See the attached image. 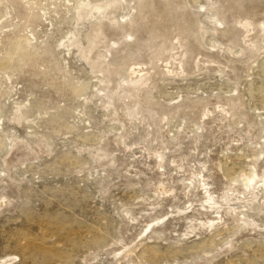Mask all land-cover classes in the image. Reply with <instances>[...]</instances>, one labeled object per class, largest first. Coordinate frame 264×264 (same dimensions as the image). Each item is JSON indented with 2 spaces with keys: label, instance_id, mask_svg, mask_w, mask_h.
Here are the masks:
<instances>
[{
  "label": "rangeland",
  "instance_id": "rangeland-1",
  "mask_svg": "<svg viewBox=\"0 0 264 264\" xmlns=\"http://www.w3.org/2000/svg\"><path fill=\"white\" fill-rule=\"evenodd\" d=\"M113 1L0 0V262L264 264V0Z\"/></svg>",
  "mask_w": 264,
  "mask_h": 264
},
{
  "label": "bare ground",
  "instance_id": "bare-ground-1",
  "mask_svg": "<svg viewBox=\"0 0 264 264\" xmlns=\"http://www.w3.org/2000/svg\"><path fill=\"white\" fill-rule=\"evenodd\" d=\"M86 2V1H85ZM88 2V1H87ZM182 2H180V3H177V5H175V9H184L185 7H180V4H181ZM155 4V3H154ZM172 4V3H171ZM173 4H175V2H173ZM172 4V5H173ZM155 5H157V4H155ZM181 5H183L184 6V4H181ZM117 6H118V3L116 2V1H113L112 0V2H110V3H108V2H104V3H101V4H94V3H92V4H90V3H82V4H80L79 6H78V8H77V12H76V17H77V21H80L81 19H83L84 17H89L90 16V14L92 13V12H95V14L96 15H98V17L100 18V21L102 22V20L101 19H103V21H104V19H106L105 18V16L106 15H108L107 13H112L113 12V10L114 9H116L117 8ZM163 6V5H162ZM161 6V7H162ZM166 6V5H165ZM165 8V7H164ZM169 8H170V5H169V7L167 8L168 9V11H169ZM166 9V8H165ZM166 9V10H167ZM220 9V8H219ZM137 10H138V8H137ZM169 15H173L172 14V12H169L168 13ZM224 15V14H223ZM146 17V16H145ZM183 18L185 17V16H182ZM186 18V17H185ZM234 18V17H233ZM152 19V18H151ZM188 19V18H187ZM186 19V20H187ZM219 19V18H218ZM217 19V20H218ZM222 19V18H221ZM221 19H219V21H222ZM237 19V18H236ZM235 19V20H236ZM183 20V19H182ZM109 20H107V22H108ZM146 21V20H145ZM151 21V20H150ZM150 21H148V19H147V23L148 22H150ZM153 21H155V19L153 20ZM189 21V20H188ZM238 21V20H237ZM236 21V22H237ZM144 22V21H143ZM142 22V23H143ZM178 22V24L180 23V20L179 21H177ZM106 23V22H105ZM108 23H110V22H108ZM163 23H165V22H163ZM182 23V22H181ZM184 23V22H183ZM188 23V22H187ZM102 24V23H101ZM128 24V23H127ZM133 24V25H132ZM132 24H129L130 26H131V28H132V31H133V29H134V23H132ZM155 24H156V21H155V23L153 24V26H155ZM189 24H190V22H189ZM189 24H187V25H189ZM238 24V23H237ZM241 24V23H240ZM157 25H158V23H157ZM156 25V26H157ZM159 25H162V24H160L159 23ZM165 26H166V24H164ZM163 25V26H164ZM98 26V25H97ZM99 26H101L100 24H99ZM173 27H172V32H174L176 35L177 34H180V32H183L184 33V30H182V28L179 26V25H172ZM105 27V26H104ZM123 27V26H122ZM122 27L120 26L119 28H121V30H122ZM126 27V26H125ZM128 27V26H127ZM136 27V26H135ZM144 27H145V25H144ZM150 27H151V24H150ZM160 27V26H159ZM170 27V26H169ZM168 27V28H169ZM187 27V26H186ZM240 27H241V25H240ZM98 28H100V27H98ZM102 29H103V27H101ZM118 28V29H119ZM124 28V27H123ZM163 28V27H162ZM161 28V29H162ZM187 28H189V27H187ZM97 29V28H96ZM125 29V28H124ZM123 29V30H124ZM145 29V28H144ZM153 30L155 29V30H157V33L160 31V29L158 28V29H156L155 27L154 28H152ZM166 29H167V27H166ZM184 29V28H183ZM249 29V28H248ZM122 30V31H123ZM136 30V29H135ZM151 30V29H150ZM159 30V31H158ZM165 29H163V31H164ZM171 30V29H170ZM185 30H186V28H185ZM99 31H100V29H99ZM98 31V32H99ZM116 31V30H115ZM120 31V30H119ZM125 31H127V30H125ZM124 31V32H125ZM141 31H142V29H141ZM140 31V32H141ZM146 31H148V27H147V30H145V32ZM152 31V30H151ZM150 31V32H151ZM168 31V29L166 30V32ZM96 32V31H95ZM117 32V31H116ZM129 32V31H128ZM143 32H144V30H143ZM142 32V33H143ZM153 32V31H152ZM156 32V31H155ZM154 32V33H155ZM165 32V31H164ZM170 32V31H169ZM93 33H94V31H93ZM123 33V32H122ZM127 33V32H126ZM125 33V34H126ZM148 33H149V31H148ZM147 33V34H148ZM157 33H156V35H157ZM243 33H245V32H243ZM113 35H114V33H112ZM124 34V33H123ZM141 34V33H140ZM145 33H143V35H144ZM167 34V33H166ZM171 35L172 36V38H175V36L176 35ZM116 35V34H115ZM119 35V34H118ZM149 35V34H148ZM152 35V34H151ZM150 35V36H151ZM155 35V34H154ZM159 35V34H158ZM157 35V36H158ZM170 35V34H169ZM157 36H155L156 38H157ZM162 36H163V38H164V35H163V33H162ZM177 36H179V35H177ZM176 36V37H177ZM183 36V35H182ZM189 36H191V35H189ZM226 36V35H225ZM248 36V35H247ZM250 36V35H249ZM119 37V36H118ZM117 37V38H118ZM153 37V36H152ZM151 37V38H152ZM154 37V38H155ZM159 37V36H158ZM165 37H166V35H165ZM181 37V36H180ZM241 37H243L244 38V36H242L241 35ZM95 38V37H94ZM147 38H149V37H147ZM151 38H149V39H151ZM161 38V37H160ZM169 37H167V39H168ZM141 39H142V37H141ZM148 39V40H149ZM162 39V38H161ZM160 39V40H161ZM166 38H164V40H165ZM245 39V38H244ZM248 39V38H247ZM250 39V38H249ZM86 40H88V39H86ZM143 40H144V38H143ZM147 40V39H146ZM163 40V39H162ZM176 40V39H175ZM242 40V39H241ZM153 42H157V39L154 41V40H152ZM238 41V40H237ZM246 41V43L244 42V41H240L239 43L240 44H242V42H244L245 43V45L247 44V40H245ZM250 41V40H249ZM251 41H252V39H251ZM71 42V41H70ZM142 42V41H141ZM148 42V41H147ZM161 42V41H160ZM180 42V44H181V41H179ZM148 43H152L151 41L150 42H148ZM157 43H159V40H158V42ZM162 43V42H161ZM160 43V44H161ZM167 43V42H166ZM172 43V42H171ZM191 43V42H190ZM94 43H92V40L91 41H89L88 40V42H87V45L85 46V48L83 47V48H80L79 49V53H78V56H79V58L80 59H82L83 61H85L89 66H90V68L91 69H96V68H99V69H101V71L102 72H105L106 71V68H107V61H101V60H98V61H93V60H91V54H92V52L94 51V45H93ZM139 44H141V43H139ZM154 44V43H153ZM165 44V43H164ZM179 44V43H178ZM250 44V43H249ZM67 45V44H66ZM145 45H148L149 46V44H145ZM151 45V44H150ZM157 46H158V44H156ZM155 45V46H156ZM162 45V44H161ZM172 45H174V44H172ZM172 45L170 46V45H168V46H170V47H172ZM115 46V45H114ZM147 46V47H148ZM152 46V45H151ZM154 46V45H153ZM154 46V47H155ZM179 47H181L180 45H178ZM178 46L176 45H174V48L176 47V48H178ZM244 46V45H243ZM254 46V45H253ZM253 46H251V47H249L248 49H247V51L249 52V50H250V53L252 52L253 53ZM119 47V46H118ZM140 47H142L141 45H140ZM144 47V46H143ZM246 47H248V46H246ZM245 46H244V48H246ZM114 48H116V47H114ZM145 48H146V46H145ZM158 48V47H157ZM157 48H154V49H157ZM164 48V47H163ZM166 48V47H165ZM243 48V50L244 51H246L245 49ZM116 49H118V48H116ZM120 49V48H119ZM159 49V48H158ZM158 49H157V52H158ZM167 49H169V48H167ZM182 49H183V47H182ZM181 49V50H182ZM185 49V48H184ZM189 49V48H188ZM121 51H122V49H120ZM138 50H139V45H138ZM141 50V49H140ZM162 50H164V49H162ZM178 49H176V51H177ZM187 50V49H186ZM185 50V51H186ZM190 50V49H189ZM194 50V49H193ZM112 51H113V49H112ZM115 51V50H114ZM118 51V50H117ZM120 51V52H121ZM142 51V50H141ZM152 51V50H151ZM154 52V54L156 53V50H153ZM159 51H161V50H159ZM165 51H167V50H165ZM171 51H172V48H171ZM179 51V50H178ZM177 51V52H178ZM188 51V50H187ZM191 51V50H190ZM190 51H188V52H190ZM116 52V51H115ZM137 52V51H136ZM147 52H148V50H147ZM149 52H150V50H149ZM148 52V53H149ZM162 52V51H161ZM161 52H159V53H161ZM173 52H174V50H173ZM173 52H171V53H173ZM114 53V52H113ZM123 53V52H122ZM121 53V54H122ZM139 53V52H138ZM143 53V52H142ZM141 52L139 53V54H142ZM152 53V52H151ZM151 53L149 54V55H151ZM158 53V54H159ZM165 54H166V52H164ZM169 53H170V50H169ZM170 53V54H171ZM175 53V52H174ZM115 54V53H114ZM113 54V55H114ZM130 54V53H129ZM167 54H168V51H167ZM176 54V53H175ZM174 54V55H175ZM181 54V53H180ZM188 54V53H187ZM191 54V53H190ZM189 54V55H190ZM194 54V53H193ZM248 54V53H247ZM98 55V54H97ZM124 55V54H123ZM122 55V56H123ZM136 55H138V54H136ZM144 55H146L145 53H144ZM147 56V57H152L153 58V56ZM153 55V54H152ZM160 55V54H159ZM178 55V54H177ZM182 55H183V53H182ZM188 55V56H189ZM250 55H252V54H250ZM93 56V55H92ZM96 56V55H95ZM122 56H121V58H122ZM125 56H127V55H125ZM157 56V55H156ZM156 56H154L155 58H156ZM170 55H168L167 56V58L169 57ZM172 56V55H171ZM170 56V57H171ZM184 56H185V53H184ZM113 57V56H112ZM118 57V56H117ZM120 57V56H119ZM128 57V56H127ZM131 57V56H130ZM134 57V56H133ZM161 57H164V58H166L165 56H161ZM169 57V58H170ZM176 57H178V56H176ZM186 57V56H185ZM246 57V56H245ZM247 57H249V56H247ZM95 58V57H94ZM155 58H153V59H155ZM175 58V57H174ZM180 58V57H179ZM181 58H182V56H181ZM98 58H96V60H97ZM110 59H112V58H110ZM114 59V58H113ZM131 59H132V57H131ZM131 59H129V60H131ZM140 59V58H139ZM151 59V58H150ZM149 59V60H150ZM158 59V58H157ZM173 59V58H172ZM171 59V60H172ZM178 59V58H177ZM187 59H188V57H187ZM108 60V59H107ZM121 60V59H120ZM129 60H125V61H129ZM144 60V59H143ZM152 60V59H151ZM159 60V59H158ZM158 60H155V61H157V63H158ZM163 60V59H162ZM169 61H170V59H168ZM113 61V60H112ZM116 61H117V59H116ZM131 61H133V60H131ZM136 61V60H135ZM160 61V60H159ZM165 61V60H164ZM181 61V60H180ZM185 62H186V60H184ZM245 61V60H244ZM108 62H111V61H108ZM195 62H197V61H195ZM113 63L115 64V63H117V62H114L113 61ZM122 63V62H121ZM150 64H151V62H149ZM182 63V62H181ZM199 63V62H198ZM112 64V63H111ZM113 64V65H114ZM149 64V65H150ZM237 64V63H236ZM118 65V64H117ZM117 65H114V66H117ZM152 65V64H151ZM111 66V65H110ZM153 66V65H152ZM238 66H239V64H238ZM149 67H151V66H149ZM112 68V67H111ZM110 68V69H111ZM116 68V67H115ZM155 68V67H154ZM154 68L152 69V70H154ZM235 68H237V65H236V67ZM110 69H109V71H110ZM238 70H239V68H238ZM107 71H108V69H107ZM115 71V70H114ZM236 71V70H235ZM156 72V71H155ZM154 72V73H155ZM232 72L233 73H235L234 72V70H233V68H232ZM150 73H152V72H150ZM232 73V74H233ZM237 73V72H236ZM110 74V73H109ZM108 74V75H109ZM110 76V75H109ZM153 76V75H152ZM148 76H146V78H147ZM150 77V76H149ZM148 77V78H149ZM145 78V77H144ZM115 80V79H114ZM150 80H153L152 78L150 79ZM117 81V80H116ZM140 81V80H139ZM142 81H144V80H142ZM147 81V80H146ZM149 81V80H148ZM111 81L109 80H107V85H109V83H110ZM113 83V82H112ZM151 83H152V81H151ZM140 84V83H139ZM145 84V83H144ZM146 85V84H145ZM136 86V85H135ZM137 86H139V85H137ZM137 86L135 87V88H137ZM143 86V85H142ZM142 86L140 85V87H141V89H142ZM134 88V89H135ZM108 89V88H107ZM140 89V88H139ZM140 89V90H141ZM144 89V88H143ZM137 90V89H136ZM139 90V91H140ZM135 91V90H134ZM133 91V92H134ZM142 91V90H141ZM110 92V91H109ZM136 92V91H135ZM134 92V93H135ZM143 92V91H142ZM139 94L141 93V92H138ZM137 93V94H138ZM136 94V93H135ZM138 94V95H139ZM126 95H128V94H126ZM130 95V94H129ZM131 96V95H130ZM130 96H129V98H130ZM137 96V95H136ZM141 96H143V94H141ZM128 97V96H127ZM131 97H133V95L131 96ZM133 99H135V100H137L138 99V96H137V99L135 98V95H134V97H133ZM131 100H132V98H131ZM134 100V101H135ZM140 100V99H139ZM139 100H138V102L137 103H140L139 102ZM142 100V99H141ZM143 100H144V98H143ZM142 100V101H143ZM145 100H147V99H145ZM119 101V100H118ZM148 101V100H147ZM144 102V101H143ZM137 103L135 102L134 103V105H137ZM149 103V102H148ZM147 102H146V104H148ZM122 105V104H121ZM120 105V106H121ZM119 106V105H118ZM122 107V106H121ZM136 107V106H135ZM138 107H141L140 106V104H139V106ZM124 108V107H123ZM122 108V109H123ZM125 109H127V108H125ZM129 109V108H128ZM123 111V110H122ZM178 111V110H177ZM127 112V111H126ZM161 117V116H160ZM223 124V123H222ZM159 127V126H158ZM157 129V128H156ZM206 131V130H205ZM135 132V131H134ZM133 132V133H134ZM137 134V133H136ZM135 135V134H134ZM136 136V135H135ZM139 136V135H138ZM153 137H154V135H153ZM137 139V138H136ZM235 139V138H234ZM148 143V142H147ZM123 144V147L128 151V150H130L131 149V145H126V143H122ZM154 144V143H153ZM150 146H151V144H150ZM163 147V146H162ZM15 148V147H14ZM14 148H12V150L14 149ZM154 148V147H153ZM164 148V147H163ZM165 148H167V147H165ZM170 148V147H169ZM152 149V148H151ZM168 149V148H167ZM197 149V148H196ZM135 150V149H134ZM133 150V151H134ZM169 150V149H168ZM167 150V151H168ZM29 151H30V149H29ZM164 151L166 152V150L164 149ZM151 152H152V150H151ZM170 152V151H169ZM158 153V152H157ZM166 154V153H165ZM132 156H134V155H132ZM148 156V155H147ZM164 156H166V155H164ZM169 157V156H168ZM181 157V156H180ZM162 159V158H161ZM140 160V159H139ZM183 161V160H182ZM164 162V161H163ZM174 165V164H173ZM174 167V166H173ZM177 167H178V165H177ZM177 167H174V168H177ZM179 168V167H178ZM192 168V167H191ZM180 169V168H179ZM159 170V169H158ZM194 170V169H193ZM181 175V174H180ZM201 177V176H200ZM197 178V177H196ZM199 179V178H198ZM6 180H7V178H6ZM177 181V180H176ZM182 181V180H181ZM8 182H9V180H8ZM205 182V181H204ZM250 182H253V180H250ZM180 184V183H179ZM13 185V184H12ZM256 189V192H255V198H254V200H250L249 198L248 199H240L237 203L235 202V204L233 205V211L234 212H236L237 214H240V215H244V217H246V218H249V220H250V223L251 224H253L256 228L258 227V228H260L261 230H264V181H261V182H259V185L257 186V188H255ZM193 190V189H192ZM11 191H12V189H11ZM191 192V191H190ZM178 194V193H177ZM14 195V194H13ZM6 196V195H5ZM177 197H180V196H177ZM237 197H239V196H237ZM240 198V197H239ZM251 198V197H250ZM13 199V198H12ZM11 199V200H12ZM235 199V198H234ZM9 199H7V201H8ZM210 201V200H209ZM235 201H236V199H235ZM10 203V202H9ZM208 203V202H207ZM203 205H206V204H203ZM208 206H209V204H208ZM204 210V209H203ZM177 215V214H176ZM175 216V215H174ZM210 224H211V222H210ZM167 225V224H166ZM170 226V225H169ZM168 228V227H167ZM104 259V258H103ZM109 259V258H108ZM6 261V260H5ZM0 262V264H4V263H6V262ZM7 262H9V261H7Z\"/></svg>",
  "mask_w": 264,
  "mask_h": 264
}]
</instances>
